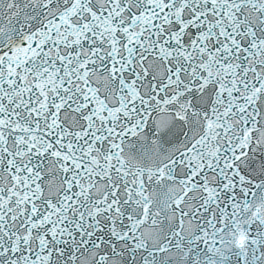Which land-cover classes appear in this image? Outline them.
Masks as SVG:
<instances>
[{
  "label": "snow or ice",
  "instance_id": "snow-or-ice-1",
  "mask_svg": "<svg viewBox=\"0 0 264 264\" xmlns=\"http://www.w3.org/2000/svg\"><path fill=\"white\" fill-rule=\"evenodd\" d=\"M0 264H264V0H0Z\"/></svg>",
  "mask_w": 264,
  "mask_h": 264
}]
</instances>
